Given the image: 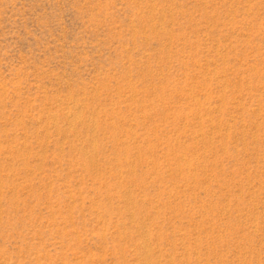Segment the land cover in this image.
<instances>
[{"label":"rangeland","instance_id":"rangeland-1","mask_svg":"<svg viewBox=\"0 0 264 264\" xmlns=\"http://www.w3.org/2000/svg\"><path fill=\"white\" fill-rule=\"evenodd\" d=\"M0 264H264V0H0Z\"/></svg>","mask_w":264,"mask_h":264}]
</instances>
